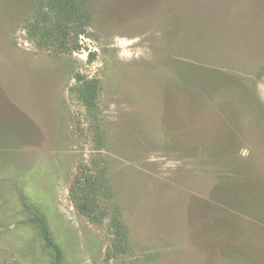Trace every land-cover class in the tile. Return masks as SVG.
Masks as SVG:
<instances>
[{
	"label": "rangeland",
	"instance_id": "1",
	"mask_svg": "<svg viewBox=\"0 0 264 264\" xmlns=\"http://www.w3.org/2000/svg\"><path fill=\"white\" fill-rule=\"evenodd\" d=\"M0 264H264V0H0Z\"/></svg>",
	"mask_w": 264,
	"mask_h": 264
},
{
	"label": "trees",
	"instance_id": "2",
	"mask_svg": "<svg viewBox=\"0 0 264 264\" xmlns=\"http://www.w3.org/2000/svg\"><path fill=\"white\" fill-rule=\"evenodd\" d=\"M35 222L37 224H39L40 228H41V231H42V235L44 236L46 242L48 243V245L50 247H53L56 249V252H57V257H58V260L60 262V257H61V251L56 247L55 243L51 240L50 238V235H49V231H48V228L42 223V221L38 218L35 219Z\"/></svg>",
	"mask_w": 264,
	"mask_h": 264
}]
</instances>
